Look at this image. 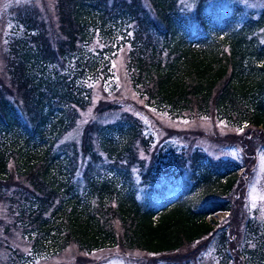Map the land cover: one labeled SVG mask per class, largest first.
Masks as SVG:
<instances>
[{
	"label": "trees",
	"instance_id": "obj_1",
	"mask_svg": "<svg viewBox=\"0 0 264 264\" xmlns=\"http://www.w3.org/2000/svg\"><path fill=\"white\" fill-rule=\"evenodd\" d=\"M207 2L197 0L185 11L178 0H55L57 25L36 9L14 18L24 30L7 39L9 79H0V200L13 226L47 256L76 244L86 253L118 247L153 255L161 264H195L214 242L217 264H264V221L247 212L237 247L230 220L215 227V213L241 209L232 192L246 177L240 172L245 161L211 159L200 151L143 157L140 150L149 154L151 140L143 122L129 114L115 124L90 123L79 144L63 141L77 108L91 103L88 80L106 76L107 56L121 50L122 41L126 73L147 106L161 113L168 107L174 117L216 115L264 133V8L245 12L236 1L218 28ZM179 18L203 30L186 34ZM120 19L129 23L122 41L90 50L98 32H119ZM210 19L216 29L208 27ZM73 57L77 66L69 62ZM108 167L110 174L99 178ZM1 226L8 234L10 224L0 219ZM203 239L189 260L190 251L184 262L170 259Z\"/></svg>",
	"mask_w": 264,
	"mask_h": 264
},
{
	"label": "rangeland",
	"instance_id": "obj_2",
	"mask_svg": "<svg viewBox=\"0 0 264 264\" xmlns=\"http://www.w3.org/2000/svg\"><path fill=\"white\" fill-rule=\"evenodd\" d=\"M236 1L245 12L251 11L258 14L264 8V0H208L207 11L216 18V23L220 24L218 28L228 16L233 14ZM196 2L197 0H178V4L183 7L179 10L192 11ZM32 9L39 11L40 17L46 21H54V24L57 25L58 14L55 0H0V79L3 81L9 79L5 67L7 39L13 38L14 35L24 30V25L14 18L20 11ZM177 22L180 29L186 34L192 35L203 30L202 28L198 29L196 25H190L182 18H179ZM210 24L208 26L210 29H216L212 19H210ZM128 25V19H120L117 27L119 32L116 31L112 35L106 33L100 35L98 32L94 39L96 48L93 46L90 50L95 52L97 48L107 47L112 40L122 41ZM119 44L118 47L120 46L121 50L114 52L117 55L114 58H112L114 54L110 57L107 56L109 66H106V76L99 77L97 75L99 78L95 81L88 80V83L92 85L91 103L84 109L77 108L78 116L74 120V127L64 135L63 141H75L79 144L82 141L84 129L90 123L115 124L119 120H127V118L123 119V115L129 114L143 122V132L151 140L149 154H146L143 149L140 150L143 157L149 159L156 151L168 155L178 153L189 157L196 151H200L211 159H232L240 163L245 161L246 166L240 172H242V176L246 174V177L242 180L240 178L232 192V200L235 203L238 202L241 209L233 215L229 211H219L214 215L218 221L215 227L227 223V220L232 222L231 241L237 247L241 225H243L242 222L245 220L247 212L248 215H253L264 221V145H259L255 150V159L258 156V160L253 164L250 162L252 149L256 145L264 143V133L260 132V129L252 127L231 126L226 120H221L216 115L199 117L193 114L188 115L191 118L174 117L167 114L168 107L164 111L166 113H161L155 107L147 106L144 99L133 88L126 73L125 45L123 41ZM69 62L78 65L77 57L70 58ZM55 73L54 69L52 78H55ZM60 73L63 74V72ZM102 75L105 73L102 72ZM170 161L175 162V160ZM175 164L178 166V163L175 162ZM204 165L205 162L202 166ZM172 168L173 164L171 163ZM110 172L109 167L103 168L99 178H106ZM133 176L136 181L140 180V176L136 172L133 173ZM183 176H187V172L183 173ZM79 177H82V173L79 174ZM11 188L13 190L14 186ZM141 191L139 192L140 198H143L147 192ZM7 192H11V189ZM0 219L4 223L10 224L8 234L3 233V227H0V264H135L141 259L142 263L146 261V264H161L152 260L153 255L138 250L124 251L116 247L86 253L80 250L76 244H71L60 254L47 256V251L38 247L29 237V233L23 234L20 227L13 226V214L9 212L7 203L3 199L0 200ZM263 223L261 222V224ZM204 242L206 241L203 239L195 242L192 246L187 245L177 254H171L170 259L184 262V255L190 251L191 255H188L187 258L189 260ZM213 247L214 242L212 245L208 242L197 254V258H194L195 264H217L218 260L213 255Z\"/></svg>",
	"mask_w": 264,
	"mask_h": 264
}]
</instances>
